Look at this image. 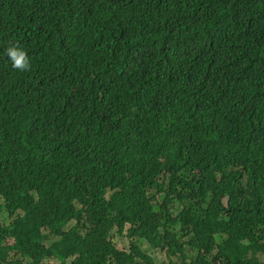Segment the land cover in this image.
I'll return each instance as SVG.
<instances>
[{"label": "trees", "instance_id": "1", "mask_svg": "<svg viewBox=\"0 0 264 264\" xmlns=\"http://www.w3.org/2000/svg\"><path fill=\"white\" fill-rule=\"evenodd\" d=\"M149 249L264 264V0H0V264Z\"/></svg>", "mask_w": 264, "mask_h": 264}, {"label": "clouds", "instance_id": "2", "mask_svg": "<svg viewBox=\"0 0 264 264\" xmlns=\"http://www.w3.org/2000/svg\"><path fill=\"white\" fill-rule=\"evenodd\" d=\"M12 69L18 72H26L31 70V61L28 52L19 44L9 41V46L5 51Z\"/></svg>", "mask_w": 264, "mask_h": 264}, {"label": "rangeland", "instance_id": "3", "mask_svg": "<svg viewBox=\"0 0 264 264\" xmlns=\"http://www.w3.org/2000/svg\"><path fill=\"white\" fill-rule=\"evenodd\" d=\"M174 211L176 214L180 213L182 211V208L180 205H175ZM74 226V223H71L66 230L70 229L71 227ZM116 240V244L118 247L123 248L122 244L120 243V240L118 237L114 236ZM147 254L151 256V258L155 261L156 264H162L166 260L165 256L162 254L161 251L159 250H147ZM45 264H57L53 261H46Z\"/></svg>", "mask_w": 264, "mask_h": 264}]
</instances>
